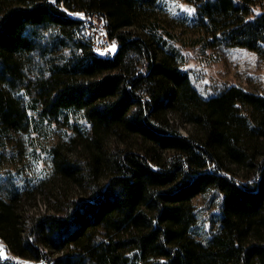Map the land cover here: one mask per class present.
<instances>
[{"label":"trees","instance_id":"obj_1","mask_svg":"<svg viewBox=\"0 0 264 264\" xmlns=\"http://www.w3.org/2000/svg\"><path fill=\"white\" fill-rule=\"evenodd\" d=\"M220 46L264 61V0H0V264H264V94L186 68Z\"/></svg>","mask_w":264,"mask_h":264},{"label":"rangeland","instance_id":"obj_2","mask_svg":"<svg viewBox=\"0 0 264 264\" xmlns=\"http://www.w3.org/2000/svg\"><path fill=\"white\" fill-rule=\"evenodd\" d=\"M179 12L192 14L193 9L180 4ZM168 23L173 30L181 35L192 36L194 34V29H191V26L182 19L171 18ZM186 51L190 54L186 68L193 71V81L204 96L221 95L232 86L264 94V61L257 53L245 48L225 46L216 47L206 52L200 48H189ZM178 126L183 133H187L188 126L180 121ZM29 202L25 209L34 213L45 212L47 206L44 202L49 201L39 196ZM204 202H207V199L203 196L194 200L195 205L202 210H204ZM204 212L207 213V210L205 209ZM0 249H2L3 255L7 256V250L2 246Z\"/></svg>","mask_w":264,"mask_h":264},{"label":"built area","instance_id":"obj_3","mask_svg":"<svg viewBox=\"0 0 264 264\" xmlns=\"http://www.w3.org/2000/svg\"><path fill=\"white\" fill-rule=\"evenodd\" d=\"M84 20L82 32L93 40L94 48L101 56H106L118 51L108 34L107 20L99 14L75 13ZM114 46V50H113Z\"/></svg>","mask_w":264,"mask_h":264},{"label":"snow or ice","instance_id":"obj_4","mask_svg":"<svg viewBox=\"0 0 264 264\" xmlns=\"http://www.w3.org/2000/svg\"><path fill=\"white\" fill-rule=\"evenodd\" d=\"M113 50H114V46H113Z\"/></svg>","mask_w":264,"mask_h":264}]
</instances>
